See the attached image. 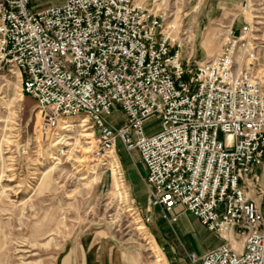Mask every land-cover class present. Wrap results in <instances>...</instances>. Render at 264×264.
Here are the masks:
<instances>
[{"label": "built area", "instance_id": "2783aa9c", "mask_svg": "<svg viewBox=\"0 0 264 264\" xmlns=\"http://www.w3.org/2000/svg\"><path fill=\"white\" fill-rule=\"evenodd\" d=\"M54 1L0 0V69L18 70L49 128L84 118L104 152L120 140L138 153L164 219L179 208L224 238L191 264H264V0H246L241 25L202 62L183 57L163 0ZM154 116L161 130L149 134Z\"/></svg>", "mask_w": 264, "mask_h": 264}, {"label": "rangeland", "instance_id": "374dc122", "mask_svg": "<svg viewBox=\"0 0 264 264\" xmlns=\"http://www.w3.org/2000/svg\"><path fill=\"white\" fill-rule=\"evenodd\" d=\"M163 1L185 38L183 57L192 61L219 53L228 27L242 22L241 3ZM52 3L32 0L31 6L41 10ZM19 75L16 69H0V264H191L189 255L201 251L197 245L207 248L209 238L219 240L187 212L170 223L160 207L149 206L140 157L120 140L116 151L107 153L86 120L84 128L63 129L84 118L49 128L36 101L22 96ZM111 119L118 128L125 124L119 109ZM83 129L91 133V144L80 137ZM146 130L159 132L160 118L149 119Z\"/></svg>", "mask_w": 264, "mask_h": 264}, {"label": "crops", "instance_id": "0c3cea01", "mask_svg": "<svg viewBox=\"0 0 264 264\" xmlns=\"http://www.w3.org/2000/svg\"><path fill=\"white\" fill-rule=\"evenodd\" d=\"M215 1L221 2L222 0H215ZM226 1L228 3H241V4H243L246 0H226ZM53 2H55V1L53 0ZM31 5H32V0H31ZM259 173H260V177H261V181H260L261 184L260 185H261V188L264 190V163L261 166V168L259 170ZM187 213H189V212H187ZM183 214H184L183 211H180V218H181V216ZM190 215H192V214H190ZM192 216L195 217L194 215H192ZM180 218L177 221V223L180 221ZM195 218L198 220L199 225L202 228H204L210 234L209 237H211L213 235V236H215V237H217L219 239V240H216V239L215 240L214 239L212 240L211 238H209L210 240L206 241V244H205L207 248H204L203 245H197L196 247L200 248V250H201L200 252H198L197 249H195L196 250L195 252H197V254L202 255L206 251L211 250V249H213L215 247H218V246H220L221 244H223L225 242L224 238L220 237L219 235H217V234H215L213 232H210L205 226H203L201 224L200 220L197 217H195ZM240 241H241V239L240 238H237L235 245L238 246V247H240Z\"/></svg>", "mask_w": 264, "mask_h": 264}, {"label": "bare ground", "instance_id": "6f19581e", "mask_svg": "<svg viewBox=\"0 0 264 264\" xmlns=\"http://www.w3.org/2000/svg\"><path fill=\"white\" fill-rule=\"evenodd\" d=\"M229 33V32H228ZM227 33V34H228ZM226 38H227V36H226ZM18 71V70H17ZM20 74V73H19ZM17 81H21V79H20V75L18 76V80ZM85 120H83L81 123H79L78 125H74V124H72L73 122H75V121H73V122H70V124H68V126H64L63 127V129H66V128H68V127H75V126H80V127H82V128H84L85 127V125L83 124V122H84ZM64 123H66V121H64ZM69 131L71 130V129H68ZM86 131H88V129H83L81 132V134H80V137L82 138V139H84L86 142H85V144H91L92 143V141H88L87 140V138H89L91 135V133H89V132H86ZM65 137H68V139H70L71 137H69V135H65ZM77 141V140H76ZM72 144H74V143H70V142H68V145H72ZM88 148H91V147H88ZM112 152H114V150H112ZM110 163H111V170H112V174L113 175H116V165H114V163H112L111 161H110ZM115 183V182H114ZM19 186V185H18ZM116 188H118V191L121 189V184H119L118 182L116 183ZM115 188V189H116ZM130 210H132V209H129V211ZM142 229V228H141ZM153 241H154V245H155V247H156V251H157V254H156V257H157V259H156V262H159V263H161L163 260H164V257H163V255L161 254L162 252H160L159 251V247H158V245H157V242L155 241V239H153ZM236 244V242L234 243V246L236 247V248H240V247H238V246H236L235 245Z\"/></svg>", "mask_w": 264, "mask_h": 264}]
</instances>
